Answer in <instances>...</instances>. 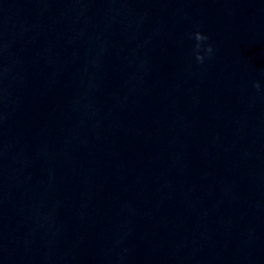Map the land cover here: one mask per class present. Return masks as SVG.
Listing matches in <instances>:
<instances>
[{
    "label": "clouds",
    "instance_id": "clouds-1",
    "mask_svg": "<svg viewBox=\"0 0 264 264\" xmlns=\"http://www.w3.org/2000/svg\"><path fill=\"white\" fill-rule=\"evenodd\" d=\"M192 35H193L194 39H195L196 42H197V43H196V46H195V47H196L195 59H196L197 62H199V63H203L205 57H204V55H201V53H200V48H201V44H202V42L208 40L209 38H208L206 35L202 34L200 31H196V32L193 33ZM205 51H206L207 53H211V52H212V47H211V45H209V46L205 49ZM254 87L257 88V89H259V88H260L259 83L254 84Z\"/></svg>",
    "mask_w": 264,
    "mask_h": 264
}]
</instances>
